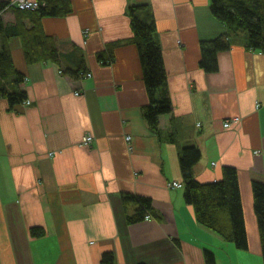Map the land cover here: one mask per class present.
I'll list each match as a JSON object with an SVG mask.
<instances>
[{"label":"crops","instance_id":"0c3cea01","mask_svg":"<svg viewBox=\"0 0 264 264\" xmlns=\"http://www.w3.org/2000/svg\"><path fill=\"white\" fill-rule=\"evenodd\" d=\"M69 1L70 14L41 23L59 63L28 64L22 39L0 35L24 77L18 86L9 79L8 89L29 102L10 108L0 99V264H101L104 253L114 264H205V250L216 264H263L252 182L264 183V54L246 49L239 33L218 54L216 73L199 68L201 43L227 34L211 0ZM134 5L148 8L138 16L154 21L167 74L172 112L157 129L143 113L149 95L128 15ZM0 18L15 23L12 11ZM112 44L103 65L97 55ZM82 60L89 76L67 73ZM187 147L200 152L199 183L236 169L248 251L199 224L183 187H172L182 184ZM126 194L151 201L150 219L127 222L138 205ZM33 228L44 236L32 237Z\"/></svg>","mask_w":264,"mask_h":264},{"label":"trees","instance_id":"16d2710c","mask_svg":"<svg viewBox=\"0 0 264 264\" xmlns=\"http://www.w3.org/2000/svg\"><path fill=\"white\" fill-rule=\"evenodd\" d=\"M11 3L0 4V15L12 11L15 23L5 25L0 18V35L4 39L20 37L23 42L25 60L28 64L37 62L59 63L55 41L42 30V19L65 17L72 12L69 0H36V7L20 10L10 7ZM146 5H134L128 8L131 28L139 52L143 82L149 95V103L143 109L144 117L150 127L157 129L158 119L172 112L171 101L167 94V74L162 52L154 40L155 23L139 18L138 13L147 10ZM210 12L226 29L227 34L211 41L201 43L199 68L206 73L218 71V54L227 51L230 37L239 33L245 35L246 49L264 54V0H211ZM30 27L26 28L25 21ZM115 45H110L97 55L103 65L112 62ZM64 71L60 70V73ZM75 78L87 75L82 60L75 70H67ZM9 79L15 86L20 85L24 77L14 70L10 53L6 47H0V99H5L10 108L27 102L26 93L21 90H9ZM172 141V140H171ZM200 159V152L194 147L182 149L179 158L182 176L183 198L194 209L196 221L220 235L236 249L248 251V235L244 220L241 190L236 169L226 167L222 178L211 183H199L193 176V167ZM125 203L134 202L138 209L127 217L129 224L143 221L151 211V201L143 197L125 195ZM252 204L260 238L262 260L264 264V183L252 182ZM146 220V219H145ZM32 237L44 236L43 229L33 228ZM204 263L216 264L211 251H204ZM101 264H114L111 253H104Z\"/></svg>","mask_w":264,"mask_h":264},{"label":"built area","instance_id":"2783aa9c","mask_svg":"<svg viewBox=\"0 0 264 264\" xmlns=\"http://www.w3.org/2000/svg\"><path fill=\"white\" fill-rule=\"evenodd\" d=\"M11 3L9 6L10 7H15V8H18L20 10H28V9H33L36 7V2L34 1H28V0H16L14 2H9ZM87 76H89V74H87ZM24 104H29V102H25ZM238 121L237 118H235L234 120L232 121H226L224 123V127L225 128H229L230 126H232L233 122H236ZM93 141V138L91 136H85L82 140V145L83 146H90V144L92 143ZM172 187L173 188H181L182 187V184H179V183H173L172 184ZM146 220L150 219L149 216H146L145 218Z\"/></svg>","mask_w":264,"mask_h":264}]
</instances>
